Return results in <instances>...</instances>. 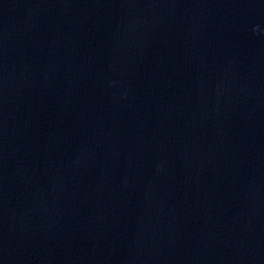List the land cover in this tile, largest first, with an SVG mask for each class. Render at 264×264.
<instances>
[{
  "label": "water",
  "instance_id": "obj_1",
  "mask_svg": "<svg viewBox=\"0 0 264 264\" xmlns=\"http://www.w3.org/2000/svg\"><path fill=\"white\" fill-rule=\"evenodd\" d=\"M0 264H264V0H0Z\"/></svg>",
  "mask_w": 264,
  "mask_h": 264
}]
</instances>
